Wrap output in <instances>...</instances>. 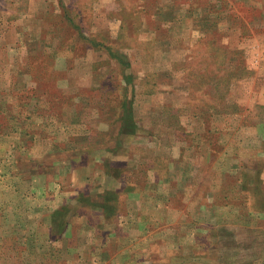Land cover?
I'll use <instances>...</instances> for the list:
<instances>
[{
  "label": "rangeland",
  "instance_id": "rangeland-1",
  "mask_svg": "<svg viewBox=\"0 0 264 264\" xmlns=\"http://www.w3.org/2000/svg\"><path fill=\"white\" fill-rule=\"evenodd\" d=\"M0 264H264V0H0Z\"/></svg>",
  "mask_w": 264,
  "mask_h": 264
},
{
  "label": "trees",
  "instance_id": "trees-1",
  "mask_svg": "<svg viewBox=\"0 0 264 264\" xmlns=\"http://www.w3.org/2000/svg\"><path fill=\"white\" fill-rule=\"evenodd\" d=\"M74 23V22H73ZM74 28H75V30L76 29H78V26L76 25V24H74ZM130 80V81H129ZM126 81L128 82H131V78L129 77V76H126ZM124 96V95H123ZM130 114V113H129ZM128 114V115H129ZM79 200H77V203L78 202H83V201H87L88 200V198H87V196H84V195H82L80 198H78ZM63 211L65 212V213H69V211H71L70 209H69V206L68 205H65L63 208H61L60 210H58V212H55V213H53L52 214V217H55L56 219H60V217L61 216H63V215H61L62 213H63ZM58 224H61V221L60 222H58ZM68 224V221L66 222V221H64V225L63 226H65V225H67Z\"/></svg>",
  "mask_w": 264,
  "mask_h": 264
}]
</instances>
